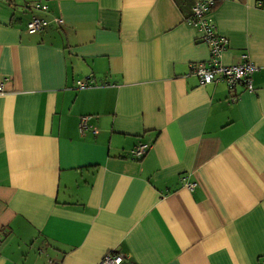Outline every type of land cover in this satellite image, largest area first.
<instances>
[{
	"label": "crops",
	"instance_id": "0c3cea01",
	"mask_svg": "<svg viewBox=\"0 0 264 264\" xmlns=\"http://www.w3.org/2000/svg\"><path fill=\"white\" fill-rule=\"evenodd\" d=\"M197 1L0 0V264H264V0L212 9L253 89L191 74Z\"/></svg>",
	"mask_w": 264,
	"mask_h": 264
},
{
	"label": "built area",
	"instance_id": "2783aa9c",
	"mask_svg": "<svg viewBox=\"0 0 264 264\" xmlns=\"http://www.w3.org/2000/svg\"><path fill=\"white\" fill-rule=\"evenodd\" d=\"M214 0L197 1L193 7L195 20L192 24L203 32V41L210 46L211 56L208 62H201L192 65L191 74L196 76L202 84L212 83L225 79L230 87L236 86L241 81H246L249 89H253L252 75L258 69L257 65L245 56L243 63L238 65H225L222 63L221 57L227 49L229 40L225 36H220L217 32V27L214 18L212 17L211 10ZM32 8L36 10L47 9L46 5L35 4ZM59 24L63 23L62 18L55 19ZM50 20L34 17L28 24V30L31 33L43 31L49 24ZM81 88L90 87L91 84L86 82H79ZM5 91L4 84L0 83V94ZM89 116L81 118L80 129L84 133L86 130L91 129L94 133L97 128H92L89 124ZM150 144H142L135 147L131 151L133 158H140L144 156ZM189 188H194V184L188 183ZM1 232V231H0ZM1 242V238H0ZM128 255L123 251L108 252L99 261V264H125ZM51 264H61V261L50 260Z\"/></svg>",
	"mask_w": 264,
	"mask_h": 264
},
{
	"label": "trees",
	"instance_id": "16d2710c",
	"mask_svg": "<svg viewBox=\"0 0 264 264\" xmlns=\"http://www.w3.org/2000/svg\"><path fill=\"white\" fill-rule=\"evenodd\" d=\"M215 6H216V0L214 1V4H213V7H212V9L213 8H215ZM194 7V6H193ZM211 14H212V10H211ZM213 17V16H212ZM188 21L189 22H191L192 23V21H194L195 20V16H194V13H193V9H192V14L190 15V16H188ZM258 67V66H257ZM258 70V69H257ZM252 79V78H251ZM219 82H223V83H225L227 86H228V88H230V89H234V88H236L238 85H241V84H243L247 89H249L248 88V86H247V83H246V81H241V82H239L236 86H234V87H230L228 84H227V81L225 80V79H221L220 81H214V82H212V83H219ZM208 84V83H207ZM232 101H234V99L232 100ZM2 232H0V238L2 239ZM113 251V250H112ZM112 251H110V252H112ZM115 251H117V250H115Z\"/></svg>",
	"mask_w": 264,
	"mask_h": 264
},
{
	"label": "rangeland",
	"instance_id": "374dc122",
	"mask_svg": "<svg viewBox=\"0 0 264 264\" xmlns=\"http://www.w3.org/2000/svg\"><path fill=\"white\" fill-rule=\"evenodd\" d=\"M26 8V7H25ZM33 9V8H32ZM29 10V9H28ZM34 10H36V9H34ZM28 12H26V14H27Z\"/></svg>",
	"mask_w": 264,
	"mask_h": 264
}]
</instances>
